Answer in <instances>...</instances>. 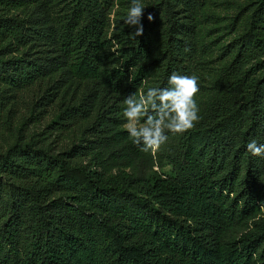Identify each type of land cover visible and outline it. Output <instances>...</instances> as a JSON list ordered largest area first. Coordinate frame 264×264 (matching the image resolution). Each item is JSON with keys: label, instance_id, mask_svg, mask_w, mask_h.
<instances>
[{"label": "trees", "instance_id": "trees-1", "mask_svg": "<svg viewBox=\"0 0 264 264\" xmlns=\"http://www.w3.org/2000/svg\"><path fill=\"white\" fill-rule=\"evenodd\" d=\"M109 2L0 0V128L19 100L50 114L48 146L0 151V264H264V0L213 54L208 0H146L135 38ZM173 72L199 78L200 119L143 152L124 100Z\"/></svg>", "mask_w": 264, "mask_h": 264}, {"label": "clouds", "instance_id": "clouds-1", "mask_svg": "<svg viewBox=\"0 0 264 264\" xmlns=\"http://www.w3.org/2000/svg\"><path fill=\"white\" fill-rule=\"evenodd\" d=\"M144 9L141 0H131L125 14L124 24L135 27L131 33L133 38L143 34L141 18ZM147 18L149 21L154 19L151 14ZM198 81L194 74L173 72L167 79L166 87H148L146 91L140 90L127 96L123 109L124 128L134 144L142 145L141 151L154 154L168 141L169 133L183 134L195 126L200 119V108L195 100L200 90ZM246 149L253 156L264 157V144L252 140L247 143ZM259 219L261 217H256L257 221Z\"/></svg>", "mask_w": 264, "mask_h": 264}, {"label": "rangeland", "instance_id": "rangeland-1", "mask_svg": "<svg viewBox=\"0 0 264 264\" xmlns=\"http://www.w3.org/2000/svg\"><path fill=\"white\" fill-rule=\"evenodd\" d=\"M121 0H113L112 3H108L110 6L109 19L111 21L114 18L116 11L122 9L123 5H130L129 3H122ZM146 0H141L145 5ZM248 0H208L207 5L204 8L203 18L201 24L203 26L202 34L203 41L210 43L213 47L212 54L216 53V43H225L239 28L238 20L234 21V16L238 15V9L242 7ZM249 8V7H248ZM247 10H242V14ZM241 15V14H240ZM213 62H215L213 60ZM32 89L26 94V97H30ZM17 116L13 124L10 126L0 128V151L7 148L14 141H31L38 145H47V141L44 140L43 126L50 119L48 110L38 112L39 107L28 105L26 101L19 100L17 102ZM33 108V109H30ZM19 115V117H18ZM21 116L23 118L20 121ZM7 125V124H6ZM48 140L50 138H47ZM48 146V145H47ZM157 168L161 173L169 174L171 172L170 165L165 164L162 167Z\"/></svg>", "mask_w": 264, "mask_h": 264}]
</instances>
